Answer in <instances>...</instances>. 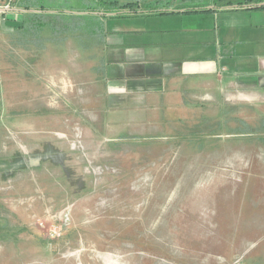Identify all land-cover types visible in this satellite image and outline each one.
Wrapping results in <instances>:
<instances>
[{
  "label": "rangeland",
  "instance_id": "obj_1",
  "mask_svg": "<svg viewBox=\"0 0 264 264\" xmlns=\"http://www.w3.org/2000/svg\"><path fill=\"white\" fill-rule=\"evenodd\" d=\"M216 2L0 0V264H264L253 98L218 97L214 113L204 97L168 121L135 96L188 55L153 30ZM247 38L230 46L250 70L264 43ZM48 149L59 161L8 174Z\"/></svg>",
  "mask_w": 264,
  "mask_h": 264
},
{
  "label": "crops",
  "instance_id": "obj_2",
  "mask_svg": "<svg viewBox=\"0 0 264 264\" xmlns=\"http://www.w3.org/2000/svg\"><path fill=\"white\" fill-rule=\"evenodd\" d=\"M216 3L204 8L174 9L178 12V24L153 30L155 35L159 34L169 45L171 51L172 48L183 50L188 55L187 58L177 59L176 52L163 68L157 67L154 70L160 71L155 76L161 79V83H152L148 95L136 92V99L141 103L138 106L140 110L146 105L154 109L160 107L162 109L154 111L153 117L167 115L169 121L172 115L182 117L188 114L187 106L191 103L198 104L197 101L204 97L214 98L216 113L220 105L224 104L226 96L230 99L240 96L248 101L253 98L258 110L264 114V56L259 58L254 69L248 70V60L241 54L234 57L235 50H231L232 45L230 46L236 39L246 42L247 37L256 47L264 43V28L259 29L257 16H264V9L255 11L250 8L253 0L240 2L245 5L242 7L239 2L230 0ZM203 9L211 10L200 12ZM161 11L175 13L171 8ZM219 27L224 29L222 36L219 34ZM230 30L236 31L231 34ZM219 36L225 46H220ZM249 91L252 93L246 94ZM218 97L222 99V104L217 101Z\"/></svg>",
  "mask_w": 264,
  "mask_h": 264
},
{
  "label": "flooded vegetation",
  "instance_id": "obj_3",
  "mask_svg": "<svg viewBox=\"0 0 264 264\" xmlns=\"http://www.w3.org/2000/svg\"><path fill=\"white\" fill-rule=\"evenodd\" d=\"M61 153L58 152V150H52L48 149L44 154L42 152H34L32 154L28 155H15L12 159V161L8 164V174L14 173L18 169H26L34 166L39 165L42 161H48V162H55L59 161L58 159L60 158ZM4 165L5 163H1L0 166ZM62 165V162H60ZM64 168V167H63ZM66 175V173H65ZM68 175V174H67ZM66 175V176H67ZM67 181L68 178L66 177Z\"/></svg>",
  "mask_w": 264,
  "mask_h": 264
},
{
  "label": "trees",
  "instance_id": "obj_4",
  "mask_svg": "<svg viewBox=\"0 0 264 264\" xmlns=\"http://www.w3.org/2000/svg\"><path fill=\"white\" fill-rule=\"evenodd\" d=\"M264 1V0H263ZM261 2V3H253L251 6H250V8H260V9H264V2ZM211 9H203V10H200V12H206V11H210ZM91 12H93V10L91 11ZM164 11H159V13H163ZM185 12H188V10L187 11H185Z\"/></svg>",
  "mask_w": 264,
  "mask_h": 264
},
{
  "label": "water",
  "instance_id": "obj_5",
  "mask_svg": "<svg viewBox=\"0 0 264 264\" xmlns=\"http://www.w3.org/2000/svg\"><path fill=\"white\" fill-rule=\"evenodd\" d=\"M3 10H4V8L0 7V11H3ZM6 10H7V8H6ZM111 15H114V14L111 13Z\"/></svg>",
  "mask_w": 264,
  "mask_h": 264
}]
</instances>
